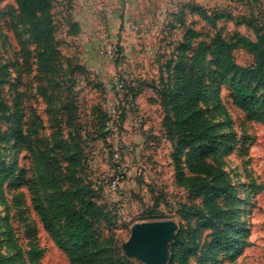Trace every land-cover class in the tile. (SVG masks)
Instances as JSON below:
<instances>
[{
	"label": "rangeland",
	"instance_id": "obj_1",
	"mask_svg": "<svg viewBox=\"0 0 264 264\" xmlns=\"http://www.w3.org/2000/svg\"><path fill=\"white\" fill-rule=\"evenodd\" d=\"M44 1L48 68L18 0H0V264H73L62 211L45 204L56 187L94 207L100 264H147L127 243L160 222L174 224L164 264H264V93L239 98L208 48L256 42L264 0Z\"/></svg>",
	"mask_w": 264,
	"mask_h": 264
},
{
	"label": "trees",
	"instance_id": "obj_2",
	"mask_svg": "<svg viewBox=\"0 0 264 264\" xmlns=\"http://www.w3.org/2000/svg\"><path fill=\"white\" fill-rule=\"evenodd\" d=\"M18 8L20 15L33 33V40L41 48V59L48 68L49 63L54 59L55 52L53 49V29L51 27L49 4L44 0H18ZM191 9L194 10L193 7ZM208 48L211 50V57L221 63L223 68L238 81L235 84L233 83L232 87L239 98L254 99V86L264 93V34L259 35L256 42L237 36L232 39V42H225L220 38H216ZM235 50H241L250 55L252 63L245 67L237 65L233 58ZM199 52L201 51L199 50ZM131 98L134 100L133 95H131ZM106 120V113H104L102 131L105 128L104 122ZM119 120L120 123L123 122V113L120 115ZM37 159L43 173L49 179H54L56 175L50 167L51 157L39 149ZM208 170L219 176L222 175L221 171L214 167L208 166ZM48 203L49 207H53L54 210L59 209L62 211L67 238L74 256L73 264H100L95 252L97 235L94 228V218L96 217L94 207L88 202H84L83 206L78 207L72 201L66 199V194L60 187L55 188V196L45 204L48 205ZM215 238L220 241L224 238V235ZM109 261L111 264H124L116 258Z\"/></svg>",
	"mask_w": 264,
	"mask_h": 264
},
{
	"label": "water",
	"instance_id": "obj_3",
	"mask_svg": "<svg viewBox=\"0 0 264 264\" xmlns=\"http://www.w3.org/2000/svg\"><path fill=\"white\" fill-rule=\"evenodd\" d=\"M174 224L160 222L136 225L127 243V253L137 256L147 264H164L167 242L173 236Z\"/></svg>",
	"mask_w": 264,
	"mask_h": 264
},
{
	"label": "built area",
	"instance_id": "obj_4",
	"mask_svg": "<svg viewBox=\"0 0 264 264\" xmlns=\"http://www.w3.org/2000/svg\"><path fill=\"white\" fill-rule=\"evenodd\" d=\"M108 121H109L111 126L112 125L117 126L120 124L119 115L117 114L116 111H113L111 113V115L108 118ZM106 126L107 127L105 128V130H108V127H109L108 124ZM122 182H123V175H122L121 171L118 170L117 172H114L112 179L109 181L107 189L109 190V192L114 193L118 190V188L120 187Z\"/></svg>",
	"mask_w": 264,
	"mask_h": 264
}]
</instances>
